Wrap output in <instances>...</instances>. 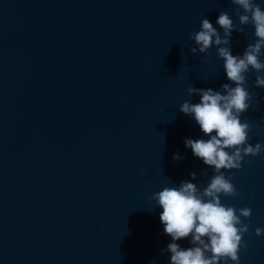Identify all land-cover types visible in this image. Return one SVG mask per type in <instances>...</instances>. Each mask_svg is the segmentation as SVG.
Segmentation results:
<instances>
[{
    "label": "water",
    "instance_id": "obj_1",
    "mask_svg": "<svg viewBox=\"0 0 264 264\" xmlns=\"http://www.w3.org/2000/svg\"><path fill=\"white\" fill-rule=\"evenodd\" d=\"M236 7L0 0V264H170L162 208L149 197L182 180L206 187L214 175L185 148L186 138L208 137L179 106L199 102L190 86L231 83L217 46L192 54L188 37L203 18L223 35L220 11L240 26ZM243 27L232 33L234 55L257 39L253 25ZM255 78L250 70L254 99L241 116L253 146L264 142V87ZM247 160L222 170L239 196L221 201L252 209L242 217L249 232L240 264H264V235L255 234L264 228V153ZM176 242L192 246L190 237Z\"/></svg>",
    "mask_w": 264,
    "mask_h": 264
},
{
    "label": "clouds",
    "instance_id": "obj_2",
    "mask_svg": "<svg viewBox=\"0 0 264 264\" xmlns=\"http://www.w3.org/2000/svg\"><path fill=\"white\" fill-rule=\"evenodd\" d=\"M231 3L237 6L234 10L240 26L228 12L220 11L216 23L222 28L223 35L209 19L203 18L200 30L193 31L188 37L195 45H189L192 54L197 51L208 54L210 48L217 46L218 58H223V68L231 83H223L220 86L223 91L190 86L187 89L189 96L199 95V102L185 100L179 106V110L194 119L208 137L186 138L185 148H190L205 165L212 166L214 175L206 187L182 180L178 187L166 186L149 197L162 208L163 232L172 240L162 252L170 253V264H240L239 252L242 247H247L243 236L249 232V225L242 217L250 218L252 209L222 203V195L239 196L232 183L233 174L226 175L222 170L240 169L242 162L252 163L245 161V157L264 153V142L254 146L249 143L251 125L247 120L241 121L242 114L249 110L254 99L246 87L247 73L254 70L255 86L264 87V60L260 59L264 55V8L256 0H231ZM249 24L254 26L257 39L246 46L242 55H234L232 33L243 34V26ZM173 159L182 157L177 152ZM190 176L195 179L196 173L192 172ZM255 234L264 235V228L257 227ZM189 237L191 247L184 248L176 242Z\"/></svg>",
    "mask_w": 264,
    "mask_h": 264
}]
</instances>
